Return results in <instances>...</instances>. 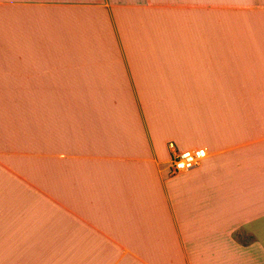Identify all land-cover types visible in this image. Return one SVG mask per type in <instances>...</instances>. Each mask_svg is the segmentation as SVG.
<instances>
[{"label": "crops", "instance_id": "0c3cea01", "mask_svg": "<svg viewBox=\"0 0 264 264\" xmlns=\"http://www.w3.org/2000/svg\"><path fill=\"white\" fill-rule=\"evenodd\" d=\"M0 264H264V0H0Z\"/></svg>", "mask_w": 264, "mask_h": 264}, {"label": "built area", "instance_id": "2783aa9c", "mask_svg": "<svg viewBox=\"0 0 264 264\" xmlns=\"http://www.w3.org/2000/svg\"><path fill=\"white\" fill-rule=\"evenodd\" d=\"M170 149L173 152L170 159V170L172 173L183 172L193 168L206 155L204 149L177 151L173 144H170Z\"/></svg>", "mask_w": 264, "mask_h": 264}]
</instances>
